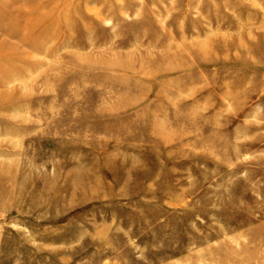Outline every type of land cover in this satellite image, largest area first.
<instances>
[{
  "label": "rangeland",
  "instance_id": "1",
  "mask_svg": "<svg viewBox=\"0 0 264 264\" xmlns=\"http://www.w3.org/2000/svg\"><path fill=\"white\" fill-rule=\"evenodd\" d=\"M0 264H264V0H0Z\"/></svg>",
  "mask_w": 264,
  "mask_h": 264
}]
</instances>
